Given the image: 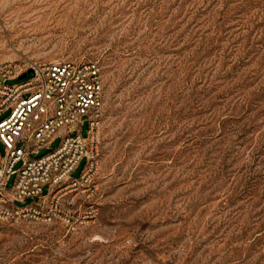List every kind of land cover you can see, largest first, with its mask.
I'll list each match as a JSON object with an SVG mask.
<instances>
[{
    "label": "rangeland",
    "instance_id": "obj_1",
    "mask_svg": "<svg viewBox=\"0 0 264 264\" xmlns=\"http://www.w3.org/2000/svg\"><path fill=\"white\" fill-rule=\"evenodd\" d=\"M26 58L99 64L98 169L62 218L0 221V264H264V0H0Z\"/></svg>",
    "mask_w": 264,
    "mask_h": 264
},
{
    "label": "built area",
    "instance_id": "obj_2",
    "mask_svg": "<svg viewBox=\"0 0 264 264\" xmlns=\"http://www.w3.org/2000/svg\"><path fill=\"white\" fill-rule=\"evenodd\" d=\"M25 74L26 80L9 84ZM103 105L104 86L97 62L28 58L0 62V116L10 112L0 120V140L7 152L0 163V221L25 215L52 223L64 214L60 206L64 198L87 192L98 169ZM86 121L87 139L82 135ZM57 137L62 138L58 148L32 157L49 149ZM84 157L89 160L87 168L81 178H73ZM20 162L23 165L16 170ZM12 175H17V181L10 190L7 184ZM45 186L50 188L48 195H43ZM35 197L39 198L36 204L16 205Z\"/></svg>",
    "mask_w": 264,
    "mask_h": 264
},
{
    "label": "water",
    "instance_id": "obj_3",
    "mask_svg": "<svg viewBox=\"0 0 264 264\" xmlns=\"http://www.w3.org/2000/svg\"><path fill=\"white\" fill-rule=\"evenodd\" d=\"M29 73H31V71H29ZM27 77V74L23 75L22 76V79L26 78Z\"/></svg>",
    "mask_w": 264,
    "mask_h": 264
}]
</instances>
